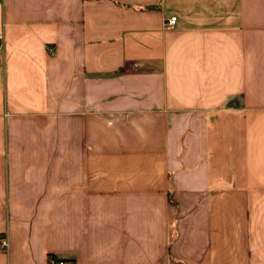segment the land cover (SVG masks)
Returning a JSON list of instances; mask_svg holds the SVG:
<instances>
[{"label":"crops","instance_id":"0c3cea01","mask_svg":"<svg viewBox=\"0 0 264 264\" xmlns=\"http://www.w3.org/2000/svg\"><path fill=\"white\" fill-rule=\"evenodd\" d=\"M0 236V264H264V0H1Z\"/></svg>","mask_w":264,"mask_h":264},{"label":"built area","instance_id":"2783aa9c","mask_svg":"<svg viewBox=\"0 0 264 264\" xmlns=\"http://www.w3.org/2000/svg\"><path fill=\"white\" fill-rule=\"evenodd\" d=\"M1 1V0H0ZM175 24V17H169L165 20L166 26H173ZM7 247V242L3 236H0V250H4ZM50 264H67L64 260L49 259Z\"/></svg>","mask_w":264,"mask_h":264}]
</instances>
